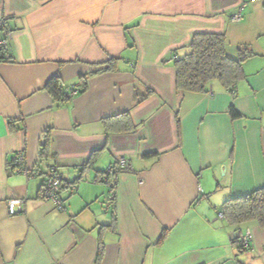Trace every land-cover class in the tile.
Instances as JSON below:
<instances>
[{
  "label": "crops",
  "instance_id": "crops-1",
  "mask_svg": "<svg viewBox=\"0 0 264 264\" xmlns=\"http://www.w3.org/2000/svg\"><path fill=\"white\" fill-rule=\"evenodd\" d=\"M2 20L0 264H264V228L221 210L264 187V0H0ZM199 32L253 53L234 93L177 94L173 62ZM53 76L77 93L56 101ZM49 167L63 209L39 199Z\"/></svg>",
  "mask_w": 264,
  "mask_h": 264
},
{
  "label": "trees",
  "instance_id": "trees-1",
  "mask_svg": "<svg viewBox=\"0 0 264 264\" xmlns=\"http://www.w3.org/2000/svg\"><path fill=\"white\" fill-rule=\"evenodd\" d=\"M225 46L226 40L223 34L199 32L192 35L188 52L173 62L175 70V90L178 95L184 93L204 94L207 92V86L211 81H217L225 90L234 93L237 84L245 78L242 64L245 60L252 57L253 53L244 45L238 48L236 58H230L225 52ZM9 61L10 58L7 55L6 47L1 48L0 62ZM113 61L110 60L106 65L80 76L83 86H85L84 80L86 77L100 72L112 71L113 67L111 65ZM45 90L56 101L67 99L58 76H53L46 82ZM150 94L151 90L147 89L144 98ZM229 112L233 118L238 116V113L232 107ZM123 116L128 120L127 114ZM103 124L108 129L111 124V119L105 118ZM116 125H119V123ZM48 145L49 139L45 137L40 150L41 158L48 157ZM52 170L56 175L61 176L55 167H49L48 171H45L43 182L38 193L39 199H41L45 182L49 178V172ZM27 173L29 174V171ZM66 186L60 187V191ZM60 191L58 192L59 195ZM221 210L223 218L231 224L240 225L242 223L254 222L260 228H264V187L245 196L226 200L222 204ZM238 239L234 240L237 247ZM102 256L103 248L100 246L96 255L97 262L100 261Z\"/></svg>",
  "mask_w": 264,
  "mask_h": 264
},
{
  "label": "built area",
  "instance_id": "built-area-1",
  "mask_svg": "<svg viewBox=\"0 0 264 264\" xmlns=\"http://www.w3.org/2000/svg\"><path fill=\"white\" fill-rule=\"evenodd\" d=\"M232 19L235 21L239 20L240 14L234 15ZM8 34H9V30L6 27L5 20H2L0 22V50L1 48L6 47V38ZM76 93L77 91L74 89H67L64 91V95L66 97L74 96ZM18 162L19 165L22 163V157L20 154H19ZM125 167H127L125 160L121 159L119 160L117 165H115L109 170V174H111L114 177L117 174L118 169ZM20 169L25 174H28L24 166H21ZM52 171L49 172V178L45 182V186L42 190L41 200L51 202L57 209H63V201L61 196L58 194V192L60 191V187L66 186V181L62 176L56 175L54 171L53 172ZM24 203H25L24 199L10 200L8 202L9 215L17 214L21 210V207L24 205ZM250 240H251V233L247 231L244 236L238 239V248L240 250L246 249L248 247Z\"/></svg>",
  "mask_w": 264,
  "mask_h": 264
},
{
  "label": "rangeland",
  "instance_id": "rangeland-1",
  "mask_svg": "<svg viewBox=\"0 0 264 264\" xmlns=\"http://www.w3.org/2000/svg\"><path fill=\"white\" fill-rule=\"evenodd\" d=\"M102 202V201H101ZM106 202V201H105Z\"/></svg>",
  "mask_w": 264,
  "mask_h": 264
}]
</instances>
